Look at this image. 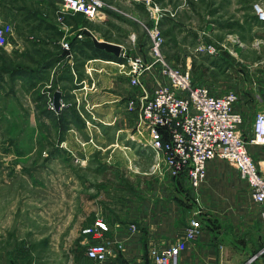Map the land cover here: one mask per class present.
I'll use <instances>...</instances> for the list:
<instances>
[{"label":"crops","instance_id":"obj_1","mask_svg":"<svg viewBox=\"0 0 264 264\" xmlns=\"http://www.w3.org/2000/svg\"><path fill=\"white\" fill-rule=\"evenodd\" d=\"M104 1L108 4L93 22L83 23L85 18L78 14L64 19L63 23L57 21L59 0H0V21L14 23L13 36L16 32L32 31L34 46H42L44 38L47 42L49 38L52 41L61 39V44L70 42L83 28H88L97 38L121 45L120 56L111 54L125 60L137 55L149 61V29L157 23H142L146 13L142 4ZM190 5L192 8L184 7L180 12V19L162 18L158 23L159 28L163 23H187L190 29H187L186 38L170 32L164 38L163 53L168 61L185 62L191 69L194 60L203 62L206 70L193 74V80L209 87L212 93L234 90L238 94L234 110L244 115L247 149L255 159L264 158V145L250 141L254 116L257 111L264 110V39L254 38L247 43L238 34L227 38V35L223 36L225 27H222L224 30L204 29L200 33L192 25L199 5L197 2ZM245 23L250 22L242 20L241 26H248ZM56 29L63 32L62 37L56 34ZM218 32L224 33L217 36ZM202 34L211 38H204ZM66 57L72 74L62 82L72 86L78 100L86 95L88 103L95 105L91 109L93 117L107 126L116 127L106 136L92 127L86 128L92 130L100 143L96 150L105 157L107 170L119 183L115 185L116 191H120L108 203L111 207L105 206L104 217L110 228L105 232L104 242L110 254L107 261L98 264H153L149 248H162L184 239L186 229L199 209L202 231L197 238L188 241L180 264H264V207L253 199L249 185H216L229 183L228 172L235 173L213 159L207 163L206 180L197 190L186 178L175 181L163 172L151 173L153 150L147 138H138V132L132 130L139 124L137 114L126 111L119 102L130 86L129 64L114 59L75 57L72 53ZM216 59L219 65L212 62ZM140 81L144 89L152 90L153 79L144 75ZM99 98L108 101L100 106ZM72 131H68L66 141L76 139L77 132ZM126 143L132 144L129 145L132 148L127 146L129 151L118 148ZM119 173L122 178H115ZM132 177H136L134 185H125ZM236 182L240 181L236 179ZM95 214L87 226L94 223Z\"/></svg>","mask_w":264,"mask_h":264},{"label":"rangeland","instance_id":"obj_2","mask_svg":"<svg viewBox=\"0 0 264 264\" xmlns=\"http://www.w3.org/2000/svg\"><path fill=\"white\" fill-rule=\"evenodd\" d=\"M118 1L142 4L146 9L142 23H160L162 18L178 20L185 7L179 0H155L162 7V16L157 20L143 3ZM196 2L199 7L192 25L200 33L204 29L224 30L222 27H225L223 36L227 35V38L238 34L247 43L254 38L264 39V22L256 18L253 10L254 3H264V0ZM189 8L192 6L187 5L184 9ZM73 15L78 14L66 13L64 19ZM64 19L60 22L64 23ZM85 20L83 23H88ZM242 20L250 23L243 27ZM187 29V23H163L160 28L164 38L170 32L186 38ZM33 34L32 31L16 32L0 50V264H90L93 261L86 258L82 229L90 224L93 214L106 216L105 206L111 207L108 203L120 191H116L115 185L119 183L107 170L105 157L96 150L100 143L92 130L86 128L92 127L106 136L116 127L107 126L93 117L94 104L88 103L86 95L78 100L72 86L62 82L71 78L68 75L72 73L67 71L71 65L67 63L64 68L65 62L58 58L59 53L62 57L70 55V50L63 49L61 39L53 42L49 38L47 42L44 38L42 46H34ZM202 35L211 38L208 34ZM85 37L86 34L82 39ZM123 62L129 64V60ZM158 70V67L151 68L144 75L153 79L160 74ZM57 90L62 93L59 111L53 102ZM151 93L152 90L133 84L130 79V86L119 102L128 111V103L134 101L136 108L129 112L137 114L139 119V106ZM42 95L46 97L45 102ZM107 101L99 98V105L103 106ZM68 106L67 111L63 110ZM138 126L132 129L133 132H138V138L146 139L145 130L142 126L138 130ZM69 130L77 132L74 141H66ZM130 144H121L118 148L129 151ZM213 160L235 173L228 172L229 183L216 185H248L227 160L219 157ZM116 177L122 178V174ZM134 180L136 177L125 185H134Z\"/></svg>","mask_w":264,"mask_h":264},{"label":"built area","instance_id":"obj_3","mask_svg":"<svg viewBox=\"0 0 264 264\" xmlns=\"http://www.w3.org/2000/svg\"><path fill=\"white\" fill-rule=\"evenodd\" d=\"M132 1L143 3L157 20L161 18L159 2ZM179 1L186 7L198 0ZM105 7L104 0H59L58 20L63 21L64 14L73 13L93 21ZM253 10L257 19L264 22V3H254ZM14 30L12 21H0V50L7 46ZM78 37H84L82 30ZM149 39L151 59L147 61L136 55L129 58V64L131 82L136 85H141L140 78L149 69L158 67L160 73L153 78L152 93L146 95L139 106V124L153 150L150 172H163L172 179L184 174L189 185L197 190L206 177L207 163L216 157L223 158L237 169L248 183L253 199L264 207V158L255 159L247 149L244 115L234 110L238 94L234 90L212 93L206 85L194 82L191 67L168 61L163 53L164 36L158 23L149 29ZM62 46L70 50L69 41H63ZM135 108L136 103L130 101L128 109ZM252 126L250 141L264 145V110L256 112ZM199 214L201 209L195 212L184 239L162 248H149L153 264H180L188 241L197 238L202 231ZM262 219L264 221V208ZM109 228L105 217L99 216L82 229L86 256L95 264L109 257L110 251L104 242Z\"/></svg>","mask_w":264,"mask_h":264},{"label":"trees","instance_id":"obj_4","mask_svg":"<svg viewBox=\"0 0 264 264\" xmlns=\"http://www.w3.org/2000/svg\"><path fill=\"white\" fill-rule=\"evenodd\" d=\"M82 16V15H81ZM257 18V17H256ZM53 29H55V27L53 26ZM84 30V28L82 29V31ZM56 34L59 36V37H62L63 36V32L60 31V30H57L56 29ZM90 36H87L86 35V39H79L78 38V35L71 38L70 39V51L71 53L77 57V55L79 56H83L85 58H102V59H114V60H117V61H120V62H123V58L121 57H117L103 49H100V48H97L95 45H94V42L92 39L89 38ZM61 53H59V59H64L63 61L65 62V66L64 68H66V65H67V60L65 58L67 57H62V55H60ZM208 58V57H207ZM214 64H217L219 65L218 63V60H214L212 61ZM50 67V66H49ZM68 69V68H67ZM201 70H206V67L205 65H203V62L201 63H197V61L194 60L193 64H192V73L195 74V73H198L199 71ZM65 71V70H64ZM69 71V69L67 70ZM70 75H68V78H69ZM66 77V76H65ZM64 77V78H65ZM62 78V80L64 79ZM195 82V81H194ZM197 84H202V83H198V82H195ZM42 100L43 102L46 101V97L42 95ZM44 105H46L44 103ZM70 106V105H69ZM69 106L66 107V108H63V110L67 111L69 109ZM44 107H43V112H44ZM62 124V123H61ZM179 178H183V181L184 179L186 178L184 174H181L179 175L178 177L176 178H173L172 180H175L177 181V179ZM186 180V179H185ZM178 183V182H176Z\"/></svg>","mask_w":264,"mask_h":264},{"label":"water","instance_id":"obj_5","mask_svg":"<svg viewBox=\"0 0 264 264\" xmlns=\"http://www.w3.org/2000/svg\"><path fill=\"white\" fill-rule=\"evenodd\" d=\"M83 32H84V34H86L92 38L94 45L97 48L103 49V50L110 52V53H113L117 56L121 55V50H122L121 45L113 43V42H109L107 40L97 38L95 36V34L88 28H85L83 30ZM66 54H68V51H66ZM61 97H62L61 91L60 90L55 91L53 102H54L55 109L57 111H59V109L62 106Z\"/></svg>","mask_w":264,"mask_h":264}]
</instances>
